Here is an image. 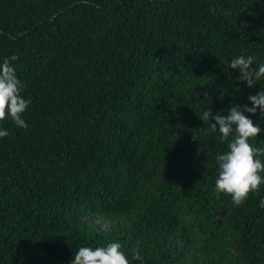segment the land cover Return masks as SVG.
Returning <instances> with one entry per match:
<instances>
[{"label":"trees","instance_id":"obj_1","mask_svg":"<svg viewBox=\"0 0 264 264\" xmlns=\"http://www.w3.org/2000/svg\"><path fill=\"white\" fill-rule=\"evenodd\" d=\"M13 54L31 104L0 122V264L112 240L132 264H264V184L215 194L226 142L197 115L255 93L228 60L264 61V0H0Z\"/></svg>","mask_w":264,"mask_h":264},{"label":"clouds","instance_id":"obj_2","mask_svg":"<svg viewBox=\"0 0 264 264\" xmlns=\"http://www.w3.org/2000/svg\"><path fill=\"white\" fill-rule=\"evenodd\" d=\"M17 59L15 54L0 59V122L10 118L16 127L26 129L23 114L31 99L22 94L24 84L14 63ZM228 67L238 72L237 81L241 84L249 89L255 87V93L247 96L246 103L229 102V106L219 111L208 107L197 115L202 124L208 125L209 132L217 133L221 143L226 142V149L215 155L214 192L217 196H230L238 206L264 184V146L250 142L264 132V88L259 87L264 80V61H259L256 55L239 54L228 60ZM8 135V129L0 124V138ZM259 204L264 207V197ZM132 259L143 264L138 250L133 251ZM69 264H132V261L124 246L112 240L95 246L81 245L73 252Z\"/></svg>","mask_w":264,"mask_h":264},{"label":"rangeland","instance_id":"obj_3","mask_svg":"<svg viewBox=\"0 0 264 264\" xmlns=\"http://www.w3.org/2000/svg\"><path fill=\"white\" fill-rule=\"evenodd\" d=\"M95 225H97V226L100 227V228L106 226V224H104V223L101 224L100 222H95Z\"/></svg>","mask_w":264,"mask_h":264}]
</instances>
